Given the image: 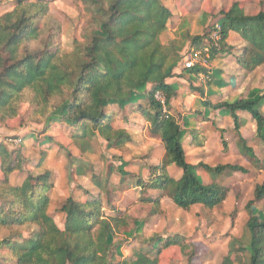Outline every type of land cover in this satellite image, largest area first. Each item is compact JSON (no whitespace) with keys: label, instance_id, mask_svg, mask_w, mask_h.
<instances>
[{"label":"trees","instance_id":"obj_1","mask_svg":"<svg viewBox=\"0 0 264 264\" xmlns=\"http://www.w3.org/2000/svg\"><path fill=\"white\" fill-rule=\"evenodd\" d=\"M50 1L14 0L13 8L0 14V123L17 117L23 103H28L36 116L58 110L57 118L52 120L70 124L75 140L84 143L91 130L110 147L119 149L131 142V135L114 125L115 113L107 111L106 106L132 105L137 92L144 90L147 104L136 105L133 111L149 123V132L159 138L164 153L158 164L148 166L146 175L135 178L141 201L154 206L151 215L158 213L162 196L183 210L194 205L206 209L220 205L228 188L217 182L205 183L196 170L202 169L213 178L227 172L247 173V169L238 164L192 165L187 161L181 125L178 117L170 113L175 90L166 83L180 60L181 47L176 38L167 45L160 39L172 17L169 8L162 0H80L84 11L81 40L74 39L71 51L63 52L56 41L61 23L49 14ZM179 1L175 9L181 12L183 0ZM185 1L190 3L188 13L199 8L202 22L209 16L221 27L220 47L210 48V61L221 51L232 52L226 45L232 31L242 41L234 53L237 64L245 72L264 64V0H222V6L212 13L203 11V0H198V4ZM207 36L208 31L191 36L188 53L201 47ZM189 70L194 74L207 72L199 66ZM156 92L164 96L166 112L154 98ZM262 99L264 94L257 99L212 105L229 113L238 151L254 165H259L258 159L239 132L242 120L238 113L251 116L256 135L264 141ZM46 123L52 124L50 119ZM216 131L225 149L223 130ZM23 162L20 147L10 149L0 141V229L9 232L8 237L0 239V264H158L150 251L159 253L168 247H177L179 258L188 262L196 257L195 245L176 235L164 240L152 238L147 243L149 252L137 251L117 261L118 245L112 242V236L123 221L103 214L100 196L85 191L79 200L67 197L56 208L65 216L59 227L48 213L51 171H27L21 184L11 183L10 175L22 170ZM170 165L182 171L178 179L168 173ZM94 184L103 188L97 177ZM153 190L158 194H150ZM263 198L264 184H258L253 199L245 205L249 217L244 232L240 237H230L220 264H264V214L253 211L255 203ZM22 227L32 228L26 238L19 231ZM237 255L241 256L238 262L234 257Z\"/></svg>","mask_w":264,"mask_h":264},{"label":"rangeland","instance_id":"obj_2","mask_svg":"<svg viewBox=\"0 0 264 264\" xmlns=\"http://www.w3.org/2000/svg\"><path fill=\"white\" fill-rule=\"evenodd\" d=\"M13 1L0 0V14L10 11L13 8ZM162 1L164 3L166 0ZM217 1L203 0L201 4L203 11L216 12L222 6V0H219L221 6ZM242 1L246 3L250 0ZM193 2L198 4V0ZM179 3V0L170 1L174 9ZM218 5L219 8H217ZM181 6L180 14L198 17L193 28L200 27L203 13L199 8L195 12L188 13L191 7L185 0L182 1ZM49 14L61 23V31L56 38L61 50L71 51L73 40H81L80 32L84 21L82 3L80 0H51ZM210 18V24H215V18ZM169 20L167 24L171 23ZM212 26L209 29L206 26L203 33L209 32ZM216 67L213 69L218 70ZM229 73H232V70L229 69ZM215 74H218V71ZM215 74L211 73L210 77H216ZM218 78L219 82L214 84L207 94V98L213 102L219 99L234 101L239 97L257 99L264 94V64L248 74L245 73L238 81L228 75H219ZM148 88L146 86V89ZM142 92H137L132 105L120 108L111 103L106 106L107 111L115 113L114 125L125 129L132 138L131 142L119 149L110 147L103 138L91 130L84 139V143L75 140L72 136L74 129L70 124L65 122L57 124L56 120H52L57 118L58 110H55L56 112L50 110L46 116H36L34 107L23 103L17 117L6 123H0V141L6 143L10 149L15 150L20 147L24 161L23 169L14 171L10 179L16 183L21 182L27 171L32 173L51 171L52 187L47 193L50 198L48 213L59 227L63 226L65 216L58 213L56 208L67 197L73 196L79 200L84 196L85 191L100 196L103 214L106 217L117 216L123 221L112 236V242L118 245L117 261L137 251L149 252L150 247L147 243L152 238L167 239L178 235L183 237L185 242L197 244L196 256L199 255V257L194 258L193 262H188L184 258L180 259L177 247L161 248L159 253L151 250L150 255L158 259V264H202L206 259H208L207 264H217L222 255L227 252L230 237L234 235L240 237L244 232L245 223L249 217L245 205L253 199L254 187L264 184V141L256 135V127L248 126L247 129H243L242 133L248 139L247 144L258 159L259 165H254L239 153L235 144L236 134L227 112L214 113L207 110L202 105L201 96L191 95V87L187 84L180 86L175 93L176 97L173 96L171 99V112L182 114L181 126L186 130L182 132L181 139L189 136L188 132L198 126L203 135L201 145L190 149L186 145L188 160L191 161L194 155H198L199 162L211 166L224 162L240 163L247 169V173L227 172L212 178L202 169H197V175L205 183L217 182L228 188L226 199L213 209L195 205L188 210H183L173 205L166 196H162L159 211L152 216L151 211L154 206L141 201L140 189L135 187V178L146 175L149 164L160 161L163 148L159 138L150 134L149 123L144 117L134 114L133 107L147 104V99ZM260 108L264 113V99L260 102ZM50 115H53V118H48ZM244 115L251 119L249 114ZM47 119H50L51 125L46 123ZM124 119L127 122L124 123ZM216 129L223 130L225 149ZM261 133L264 135V126ZM198 135L197 133L195 144L199 140ZM9 139L17 142L10 143ZM171 171L176 174L178 170L172 168ZM94 177L101 180L103 188L95 186ZM122 179L123 182H121ZM253 211L260 215L264 214V198L255 203ZM31 230V227L19 228L22 238L29 236ZM8 236L9 232L6 229H0V239ZM234 257L237 258V262L241 260L240 255Z\"/></svg>","mask_w":264,"mask_h":264},{"label":"crops","instance_id":"obj_3","mask_svg":"<svg viewBox=\"0 0 264 264\" xmlns=\"http://www.w3.org/2000/svg\"><path fill=\"white\" fill-rule=\"evenodd\" d=\"M217 2H219L218 4L221 6L220 1L218 0ZM164 4L172 12V17L170 19L171 21L169 20L171 23L167 24V28L162 32V34L160 36L161 42H162V44L167 45L170 40L176 38L177 42H178V46L181 47V50L179 52L180 60L178 62H176L175 66L173 67V70H172L173 75L170 78L166 79V83L171 84L173 86L175 93L177 92V90H179L180 86H186V84H187L189 87H191V95L193 97L201 96V100L203 101L202 105L205 106L207 110L212 111L214 113L218 112V111H226L225 109H214V108H212V105H215V104L222 102V101H227L226 99H219L218 101L213 102L207 98V94H208V90H211L212 86L214 84H216L217 82H219V80H220L218 78L219 75L220 76L228 75V76L233 77L234 78L233 80L238 81L245 75V73H247V74L249 73V72H245L237 64L236 59L234 57V53H236L237 49H239L242 46V41H241L240 36L237 33L230 31L228 33V37L226 39V45L232 49V52L222 51L221 53H218L215 56V58L211 61V64H210L211 66L207 69V72L205 74H201V73L194 74V73L190 72L189 69H185L183 66L184 59L187 57V52L189 49V38L191 36H194V35H202L204 28L210 24L211 18L208 17L206 20H204V22H202L203 26L201 25L200 27L195 29V27L193 28V26L196 23V20H198V19H196L198 17L192 16V15H187V14L181 15L180 12H177V10L174 9V7H171L170 0L164 1ZM219 5L217 8H219ZM195 30H197V31L194 32ZM187 32H189L190 35L187 34ZM214 67L218 68V70L213 69ZM229 69L232 70V73H229ZM217 71H218L219 75L215 74V72H217ZM211 73L215 74L216 77L211 78L210 77ZM148 87H149V85H147V88ZM194 91H197V92H194ZM175 97H176V95H174V98ZM237 99H244V98L239 97ZM205 102H208L211 105L207 106L205 104ZM229 102H232V101H229ZM171 107H172V105L170 103V113H172ZM196 113H199V112H196ZM172 114L178 117V121L181 125L182 114L180 112H174ZM227 114L229 115L228 112H227ZM244 114H248V113H246V112H239L238 113V116L242 120V125L239 129V132L248 141L247 137L245 135H243L242 131H243V129H247L248 126H250V128L256 127V123L251 118V116H250L251 119H248V117H246ZM194 116H196V115L194 114ZM230 120H231V123L233 126V121H232L231 117H230ZM181 128H182V126H181ZM185 130H186V128H182V132H184ZM200 130H201V128L198 126L195 129H192L190 132H188L189 136L185 137L184 139H181L182 145H183L185 153H186V156H187V152L185 149L186 145L190 149L191 147H197L203 143L201 140L203 135H202V133H200ZM182 132H181V135H182ZM197 133L199 134L198 135L199 140H197V143L195 144L194 141H195V138H197L196 137ZM255 133H256V129H255ZM131 141H132V138H131ZM235 144H236V140H235ZM161 145H162V143H161ZM162 148H163V146H162ZM198 148H201V147H198ZM163 153H164V150H163ZM187 161L192 165H196L197 164L196 162L199 163L200 158L198 155H196V156L194 155L192 157L191 161H189L188 157H187ZM159 162L160 161H158L157 163H151V164H158ZM221 164H238V163L224 162ZM238 165H241V164L239 163ZM241 166H243V165H241ZM172 168H176L178 170L176 174L172 173V171H171ZM168 173L173 178L178 179L181 176L182 171L179 168H177L176 166L170 165L168 167ZM23 179L21 180V182H16V183H13L12 179H10V181L12 184H18L19 185L22 183ZM152 192H154V190L150 191V194H153V195L158 194V191H155L157 193H152ZM171 203H172V201H171ZM154 215H152V216H154ZM234 236L238 237L236 235H234ZM161 240H164V239H161ZM193 244L195 245V247L197 246V244H195L194 242H193ZM227 245H228V243H227ZM196 249H197V247H196ZM227 249H228V246H227ZM226 253H224L222 255L220 260H218L217 264H220L222 258L226 255ZM196 257H199V255H197ZM123 258H126V257H123ZM207 260L208 259L203 260L202 264H207L208 263ZM193 261H194V258L192 259V262Z\"/></svg>","mask_w":264,"mask_h":264},{"label":"built area","instance_id":"obj_4","mask_svg":"<svg viewBox=\"0 0 264 264\" xmlns=\"http://www.w3.org/2000/svg\"><path fill=\"white\" fill-rule=\"evenodd\" d=\"M221 27L218 23H215L208 32V36L201 47L192 50L188 53L187 57L184 59L183 66L186 69H191L195 66H199L208 69L210 66V48L212 46L219 49L221 40ZM202 74V73H201ZM154 98L159 101L163 106V111L166 112V107L164 105V96L160 92H156ZM10 143L17 142L13 139H9Z\"/></svg>","mask_w":264,"mask_h":264}]
</instances>
